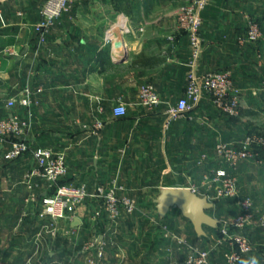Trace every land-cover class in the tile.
<instances>
[{
	"label": "crops",
	"instance_id": "1",
	"mask_svg": "<svg viewBox=\"0 0 264 264\" xmlns=\"http://www.w3.org/2000/svg\"><path fill=\"white\" fill-rule=\"evenodd\" d=\"M45 1L0 2V119L11 114L6 108L9 98L27 86L34 92L41 90L34 108L31 148L47 146L68 154V173L63 181L76 186L86 184L90 199L73 215L80 220V226L73 227V222L65 220L57 225V237L42 241L38 236L44 234L46 222L40 211L44 198L51 196L49 189L34 190L32 199L31 189L21 183L33 166L30 154L8 163L0 149L9 178V188L0 195L4 205L0 228L5 230V225L15 221V226H22L21 234L36 239L38 243L29 257L33 260L50 247L58 253L67 252L68 259L80 260L82 251L92 242L88 220L98 208L92 205L96 201L95 187L111 182L124 189L122 196L136 203L154 204L147 209L137 207L136 214L145 218L157 210L156 187L162 186L160 193L162 188H192L194 184L198 187L195 193L213 203L209 214L219 221L220 228L222 216L231 212L218 205L216 193L207 192L203 177L220 169L216 146L229 139L223 137L219 118L213 114L206 95L190 113L177 117L168 113L185 94L191 59L187 36L176 35L175 31L174 11L182 0H75L70 12L50 30L46 44L39 45L33 26L40 20L39 11ZM241 5V0H210L203 13V52L196 62L198 74L225 68L237 72L246 66L252 52L247 45H237L245 28ZM121 15L127 16L133 27V34L125 40L127 48L120 40L113 46L105 45V32ZM147 84L160 95L161 104L156 108L140 105L139 89ZM119 104L126 106V117L114 116L113 108ZM70 123L83 126L71 128ZM98 123L104 126L100 131L96 129ZM93 155L91 162L89 156ZM171 171L178 172L180 179H173ZM3 187L5 183L0 178V188ZM137 189L147 194L141 197L143 200L135 198ZM180 213L171 210L167 217L172 222L182 218L188 223ZM101 225L104 224L99 223L100 233L106 234L101 240L108 251L115 244L110 234H116L119 227L108 230ZM150 229L146 252H135L133 256L131 245H118L116 258L111 257L110 264H156L157 259L166 260L165 264H182L192 236L199 245L213 242L220 233L219 229L205 227L206 236L199 237L194 227L183 232L181 229L176 236L185 241L186 246H182L162 239ZM51 257L55 261L56 257ZM16 264L26 262L18 260Z\"/></svg>",
	"mask_w": 264,
	"mask_h": 264
},
{
	"label": "rangeland",
	"instance_id": "2",
	"mask_svg": "<svg viewBox=\"0 0 264 264\" xmlns=\"http://www.w3.org/2000/svg\"><path fill=\"white\" fill-rule=\"evenodd\" d=\"M1 1L2 0H0V2ZM72 1L73 4L76 2L75 0ZM185 1L186 0H182L181 5L184 4ZM241 2V16L244 20L245 28L243 35L240 36L237 40V45L241 47H244L246 45L249 46L252 54L246 61V66L243 69L244 71L242 69H237V72H235L233 70L234 68H225L216 72H210V74H230L232 87L223 100V103L218 106L212 99H210V102L213 107V114L219 118L221 128H223V130L221 131L222 134H225L223 135V137H227L229 139L228 142L222 141L218 145H224L230 149H234L237 151L243 149V143L249 137L262 138L264 140V0H241ZM181 5L177 10L174 11V19L177 25L175 31L177 33L176 35L181 34L187 36L188 38V35L180 29L177 21V12ZM205 10L202 12V20ZM252 23L258 25L260 28L259 35L255 39H250L248 37V28ZM170 41L173 45H176L174 37H171ZM74 125H76L77 129L79 128V125L80 127L83 126V124L70 123L68 124V127L72 128ZM228 126L230 127L227 130ZM252 151L254 154V159L252 161L241 162L236 168L231 167L216 153L219 162H221L222 164L218 171L224 170L226 172L227 178L232 182L231 189L229 190L226 188V185L224 183L217 182L216 174L218 171L207 172L204 174L203 182L205 184V189L207 190V192L211 191L213 193H216V195L219 191H222L224 194L226 193V196L222 195L218 197L217 195V203L219 206H221V208L223 206H226V208H228V210H230L231 212V214L222 216L223 218L221 219L223 221L220 223V233L218 236H215L216 239L213 240V242H203V244L197 245L194 241V236L189 239L190 241H192L190 242L192 244V247L198 246L202 249L210 251L209 264H228L229 258L232 254H238L240 256L238 264H245V262L251 264V261L253 259L257 261V264H264V144H255L252 147ZM64 157L67 163V159L69 158L68 154H65ZM94 157V155L89 156V158H91V162ZM3 158L0 159V178L1 182L5 183V187H3L2 189L0 188V195L6 193V190L9 188V178L7 179L6 177V167L4 165L5 162H3L5 159L3 160ZM170 173V176H172L173 179H180L177 175L178 172L171 171ZM66 176L61 179V183L64 182L63 180L66 178ZM206 180H209V183L207 182V185L205 183ZM60 182L53 188H49V195H54L56 189L59 186H62ZM161 187L162 186L155 188L157 198L160 195L159 189ZM197 188L198 187L193 184L192 188L189 189L195 191ZM228 191H231V193L233 191V194L235 196L231 197V195L228 194ZM17 193L20 194L21 192L19 193L18 191ZM145 195L140 193L138 189L135 190V198H138V196L141 198ZM94 199L96 201H92V205L94 204L95 206H98V208L94 209V213L92 210L93 214L88 220V231L91 234L93 233L92 242L95 244H105V242L101 240V237L104 238L106 234L100 233L101 230H99V223L104 224L101 225L102 227H108V230L119 227L118 231H116V234H110V237H113V242L115 243L114 246H109L107 251V246L105 244V264H110V261L116 258L115 256L118 252V245H131L133 256L136 254L135 252H140L142 250L146 252V245L149 241L148 238H150L149 233L152 232V230H149V228H153L158 236L159 234L161 235L162 239H165L164 233L166 229V232L169 231L172 235L176 236V233H181V229L183 232V229L185 230V228H188V230H191L193 228L190 222L187 223L182 218L173 222L168 217L160 219L157 210H154V213H148L151 215H149L150 217L148 216L146 218L142 217L141 214L134 213L133 215L129 216L124 213L120 220L115 223H111L108 219H106V215L104 214V212L102 213L104 217L97 219L95 218V213L97 211L103 210V204L96 197ZM85 203L86 202H84L82 205H79L77 209L84 206ZM247 203L250 204L249 214H251L252 216L250 223L245 224L243 227L234 226L233 222L234 220H236V217L241 216L245 213L244 204ZM135 204L137 205V207H139V209L144 207H146L147 209V206L153 207L154 205L151 202L144 203L142 201H138L137 203L135 202ZM3 206V202L1 201V225L3 222L1 216L4 212ZM41 212L42 210L40 211V213ZM173 212L178 214L180 213L179 210H172V213ZM19 221L21 224H23V220L20 219ZM63 221L65 220H61L59 221V223ZM66 221L70 222L69 219H67ZM15 223L16 222L13 221V223H9L11 225H5V230L4 228H0V264H16L18 260L23 263L26 262V264H90L89 261L93 257L92 255H94V249L86 251L84 248L80 255V260H74L73 257H70V259H68L67 252L58 253L51 247L48 250L43 251L42 253H38L36 255L37 257L34 258L35 260L29 258L31 257V255H33V253L31 252L34 251L33 249L38 242L28 234H21L23 233L22 226L20 224H18V226H15ZM45 225L46 224H44V227ZM223 231L227 232L226 236H223ZM57 235H51V229L48 230L47 228H45L44 234L38 237H41L42 241H44L43 238L52 240L53 238H51V236L55 238L57 237ZM176 237L178 239H183L179 238L178 236ZM177 238L165 240H168V242H176ZM237 239L246 240L248 244L246 249H243L241 245L236 242ZM189 254L190 247L188 255ZM51 256L56 257L55 261L52 260ZM106 258L108 259V263ZM184 261L182 264H185ZM165 263L166 260L163 259H157L156 262V264Z\"/></svg>",
	"mask_w": 264,
	"mask_h": 264
},
{
	"label": "built area",
	"instance_id": "3",
	"mask_svg": "<svg viewBox=\"0 0 264 264\" xmlns=\"http://www.w3.org/2000/svg\"><path fill=\"white\" fill-rule=\"evenodd\" d=\"M210 0H186L177 12V21L180 29L188 35L191 59L188 63V77L185 94L178 100L175 106L169 108L168 113L172 117L182 116L192 112L199 106L205 95L210 97L218 106L223 103L226 95L232 87L229 73L223 74H203L200 75L196 69V62L202 54V12L207 8ZM73 5L72 0H47L40 8V20L33 26L34 32L38 37L39 45H45L50 30L56 22L65 14L70 12ZM248 37L255 39L259 35L260 28L252 23L248 28ZM133 34V27L128 17L121 15L118 21L110 26L105 32L104 43L113 46L120 40L124 48H127L126 39ZM41 93L34 92L27 86L19 95L11 97L6 102V108L11 114L6 118L0 119V149L7 162H15L25 155L30 154L33 166L22 178V185L31 189V198L34 199V190L40 187L53 188L62 178L67 175L68 168L64 154L55 152L50 147L31 148V133L33 120L35 119L34 108L37 105L36 97ZM140 105L147 109L156 108L161 104V98L153 85L147 84L139 89L138 94ZM116 118L126 117L127 108L124 105H117L113 108ZM103 124L98 123L96 129H103ZM264 144L262 138H247L240 151L230 149L224 145L216 146V153L231 167L236 168L241 162L252 161L254 154L252 147ZM217 182H222L226 188L231 189V180L227 178L226 172L220 170L216 174ZM193 191V190H192ZM124 189L111 182L108 186L99 184L95 187L94 195L103 204V210L95 213V218L106 215L111 223H115L123 216L133 215L137 212V205L127 196H122ZM195 193V191H193ZM226 194V193H225ZM222 191L217 193L218 197L225 195ZM234 197L233 191H228ZM227 195V194H226ZM225 195V196H226ZM90 198V192L86 184L59 186L54 195L45 197L42 204L41 218L45 220V227L51 229V235H57V225L61 220L74 221L73 216L79 205H82ZM245 213L236 217L233 224L236 227H243L250 223L252 216L249 214L250 204H244ZM167 230V229H166ZM164 233V238L171 240L177 238L169 231ZM227 232L223 231V236ZM237 243L246 249L247 242L244 239H237ZM179 245L186 246L183 239L176 241ZM105 244H95L90 242L86 251L94 249V255L90 259V264H105ZM210 251L195 246L190 247V254L186 257L185 264H209ZM240 256L232 254L228 264H238Z\"/></svg>",
	"mask_w": 264,
	"mask_h": 264
},
{
	"label": "water",
	"instance_id": "4",
	"mask_svg": "<svg viewBox=\"0 0 264 264\" xmlns=\"http://www.w3.org/2000/svg\"><path fill=\"white\" fill-rule=\"evenodd\" d=\"M213 203L208 198L199 197L189 188H162L156 199V209L160 219L168 216L171 210H179L181 214L193 225L199 237L206 236L205 227L218 229L219 221L209 213ZM81 225L79 219L72 223L73 227Z\"/></svg>",
	"mask_w": 264,
	"mask_h": 264
},
{
	"label": "clouds",
	"instance_id": "5",
	"mask_svg": "<svg viewBox=\"0 0 264 264\" xmlns=\"http://www.w3.org/2000/svg\"><path fill=\"white\" fill-rule=\"evenodd\" d=\"M245 264H248V262H245ZM251 264H257V261H256L255 259H253V260L251 261Z\"/></svg>",
	"mask_w": 264,
	"mask_h": 264
},
{
	"label": "trees",
	"instance_id": "6",
	"mask_svg": "<svg viewBox=\"0 0 264 264\" xmlns=\"http://www.w3.org/2000/svg\"><path fill=\"white\" fill-rule=\"evenodd\" d=\"M60 184H61V185H65V183H64V182H63V183H61V182H60ZM218 229H219V227H218ZM218 229H215V230H218Z\"/></svg>",
	"mask_w": 264,
	"mask_h": 264
}]
</instances>
